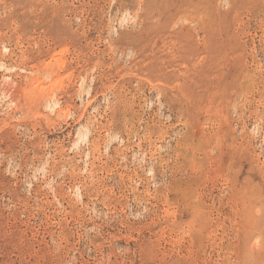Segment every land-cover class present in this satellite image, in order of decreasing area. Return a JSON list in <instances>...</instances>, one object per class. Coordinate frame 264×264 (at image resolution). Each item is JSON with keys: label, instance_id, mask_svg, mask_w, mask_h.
I'll list each match as a JSON object with an SVG mask.
<instances>
[{"label": "rangeland", "instance_id": "374dc122", "mask_svg": "<svg viewBox=\"0 0 264 264\" xmlns=\"http://www.w3.org/2000/svg\"><path fill=\"white\" fill-rule=\"evenodd\" d=\"M0 264H264V0H0Z\"/></svg>", "mask_w": 264, "mask_h": 264}]
</instances>
